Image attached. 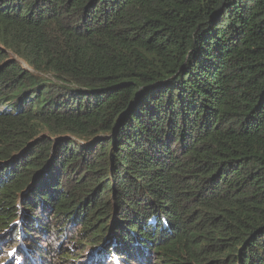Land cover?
I'll return each instance as SVG.
<instances>
[{"label":"trees","instance_id":"16d2710c","mask_svg":"<svg viewBox=\"0 0 264 264\" xmlns=\"http://www.w3.org/2000/svg\"><path fill=\"white\" fill-rule=\"evenodd\" d=\"M19 241L1 264H264V0H0Z\"/></svg>","mask_w":264,"mask_h":264},{"label":"rangeland","instance_id":"374dc122","mask_svg":"<svg viewBox=\"0 0 264 264\" xmlns=\"http://www.w3.org/2000/svg\"><path fill=\"white\" fill-rule=\"evenodd\" d=\"M42 245H43V243H41ZM21 248H22V243L19 241L18 243H14V244H12L11 246H9L8 248H6L3 252H1L0 253V264L2 263V261H3V259H5L6 257H7V263L9 262V260L11 259V258H14V255H15V253H18L19 251H21V256H22V261L20 262V263H23L24 261H25V258H24V256L22 255V252L24 253V254H27V253H29V251H27V249L26 248H24L23 250H21ZM12 253V257L9 259L8 258V254L9 253ZM94 252V250L93 249H91V250H89V251H87V252H85V254H84V256H83V258L81 259L82 261H85L86 260V258H87V261L89 262L90 261V257L92 256V254H95V253H93ZM96 255V254H95ZM96 257H98V255H96ZM6 262H4L3 264H7ZM35 263H36V261H35ZM99 264V263H98ZM105 264H119L118 263V261L116 260V259H113L112 261H106V263Z\"/></svg>","mask_w":264,"mask_h":264},{"label":"clouds","instance_id":"9594fccd","mask_svg":"<svg viewBox=\"0 0 264 264\" xmlns=\"http://www.w3.org/2000/svg\"><path fill=\"white\" fill-rule=\"evenodd\" d=\"M99 261L102 263V264H105L106 261L108 260L109 262L112 261L113 259H116L118 261L119 264H121L119 258H117V256H111V257H104V256H99ZM88 261H85L84 263H87Z\"/></svg>","mask_w":264,"mask_h":264},{"label":"snow or ice","instance_id":"6c2138e0","mask_svg":"<svg viewBox=\"0 0 264 264\" xmlns=\"http://www.w3.org/2000/svg\"><path fill=\"white\" fill-rule=\"evenodd\" d=\"M9 255L11 256V255H12V253L10 252V253H9Z\"/></svg>","mask_w":264,"mask_h":264}]
</instances>
